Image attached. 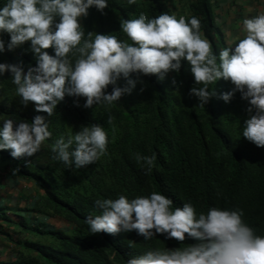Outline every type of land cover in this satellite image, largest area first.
<instances>
[{"label":"clouds","instance_id":"obj_1","mask_svg":"<svg viewBox=\"0 0 264 264\" xmlns=\"http://www.w3.org/2000/svg\"><path fill=\"white\" fill-rule=\"evenodd\" d=\"M218 1L224 5L223 9L214 4L212 8L229 46L218 55L202 33L201 21L195 15L186 18L187 14L178 17L162 12L149 18L141 12L136 18L123 19L121 27L132 41L129 43L116 35L97 32L94 39H82L85 33L79 18L87 16L93 6L103 11L109 0H6L3 3L0 33L10 35L7 50L30 41L36 64L0 62V75L10 72L13 83L7 90L0 88V169L24 179L23 206L15 212L6 210L14 224L0 232V238L12 245L9 258L0 264L67 262L66 251H55L51 238L40 233L59 231L74 238L75 225L71 222L72 228L64 220L46 215L43 206L37 205L45 195L44 190L33 179L19 176L15 167L38 155L42 143L52 136L47 118L70 96L85 97L86 108L111 104L136 87L140 74H157L158 79L164 80L170 72H179L182 62L187 60L195 80L190 95L205 105L216 95L215 88L209 89L210 84L226 85L231 80L234 86L229 91L224 89L220 96L225 102L234 96L236 105L243 106L239 112L241 139L244 143L248 139L258 147L264 146V8L260 12L264 0ZM127 2L135 4L136 0ZM238 5L247 6L249 15L237 23L242 34L230 45L228 35L233 38V34L227 33L231 30L230 25H225L226 17L230 12L238 13L233 9ZM92 35L89 31L88 36ZM5 50L6 42L0 38V52ZM133 73L137 78H133ZM121 77L126 79L123 85L119 83ZM172 83L176 84L175 78ZM30 101L34 103L28 104ZM6 108L14 113L6 112ZM29 109L43 115L34 116ZM112 119L109 115V122ZM108 144L105 128L91 124L81 126L67 139L61 136L52 148L55 159L79 169L105 155ZM136 158L145 161L151 170L154 155L138 153ZM32 190L36 199L30 197ZM95 203L100 214L86 217L91 233L136 230L145 240L159 233L178 241H184L187 234L197 241L185 247L149 249L127 259L126 264H264V235L256 234L245 221L243 209L211 207L206 213H198L191 202L180 206L179 198L172 200L157 191L131 199L121 194ZM25 218L30 222V230H26ZM19 223L25 231L19 230ZM22 240L26 241L24 245L20 243ZM59 256L65 261H58Z\"/></svg>","mask_w":264,"mask_h":264},{"label":"trees","instance_id":"obj_2","mask_svg":"<svg viewBox=\"0 0 264 264\" xmlns=\"http://www.w3.org/2000/svg\"><path fill=\"white\" fill-rule=\"evenodd\" d=\"M5 2L0 0V7ZM212 6V0H136L135 4L109 0L103 11L94 6L89 9L82 22L85 33L82 39H94L97 32L116 35L131 43L121 27L123 19L136 18L141 12L149 18L162 12L178 17L187 14L186 18L195 15L200 19L201 31L218 55L229 46ZM89 31L92 37L88 36ZM0 38L6 42L0 62L36 64L30 41L7 50L10 35L3 32ZM50 48L46 49L49 53ZM0 76L2 82L13 84L10 72ZM132 76L137 78L135 73ZM173 78L176 84L172 83ZM193 81L189 62L184 60L180 71L170 72L164 80L158 79L157 74H140L136 87L119 101L86 108L85 97L70 96L47 118L52 136L42 143L38 155L15 169L19 176L33 179L44 190L45 195L37 205L43 206L46 215L64 220L72 228L75 225L74 238L59 231L40 233L51 238L55 251H66V264H126L127 259L149 249L185 247L197 242L187 234L184 241H178L159 233L145 240L136 230L91 233L86 217L100 214L96 200L115 199L121 194L131 199L157 191L172 200L179 198L180 206L191 202L198 213H206L211 207L243 209L245 221L256 234L264 235V146L241 139L239 112L243 106L236 105L234 96L230 102L220 96L224 89L229 91L234 86L231 80L226 85L210 84L209 89L215 88L216 95L205 105L190 95ZM119 83L125 84L126 79L121 77ZM111 89L109 85L107 91ZM237 93L240 97V92ZM6 112L14 110L6 108ZM29 113L42 114L32 109ZM109 115L113 117L111 122ZM91 124H101L108 133L105 155L79 169L55 159L52 145L58 138L67 139L81 126ZM138 153L155 156L150 171L145 161L137 160ZM6 210L0 207V232L14 224ZM26 221V230H30V222ZM65 259L57 257L60 262Z\"/></svg>","mask_w":264,"mask_h":264},{"label":"crops","instance_id":"obj_3","mask_svg":"<svg viewBox=\"0 0 264 264\" xmlns=\"http://www.w3.org/2000/svg\"><path fill=\"white\" fill-rule=\"evenodd\" d=\"M212 2L217 8L221 7L220 9H223L224 5L222 3H219L218 0H212ZM233 9L238 11V13L230 12L228 17H226L227 19L225 25L226 27L230 25L231 33L234 34L233 38L235 39L242 34V28L239 26L236 27V24L239 21H243L244 17H248L249 9L245 5H238ZM87 16H82L79 18L81 25H83V19H85ZM10 85L11 83L9 81H5L0 84V88L7 90L9 89ZM23 180L21 178L13 176L5 169H0V207H6L11 212H15L23 206ZM30 197H34V199H36V193L33 192V190L31 191ZM0 241V261H7L10 255L9 248L12 244L10 242H7L2 236L0 238Z\"/></svg>","mask_w":264,"mask_h":264},{"label":"rangeland","instance_id":"obj_4","mask_svg":"<svg viewBox=\"0 0 264 264\" xmlns=\"http://www.w3.org/2000/svg\"><path fill=\"white\" fill-rule=\"evenodd\" d=\"M263 8H264V2H263V5H262V7H261V9H260V12L263 10ZM238 26V24H236V27ZM228 34H230L231 32H227ZM234 35V34H233ZM229 36V38H228V42H229V44L230 45H232L233 43H235V42H237V41H235V42H233V40H236V39H233V38H231V36L230 35H228ZM233 42V43H232ZM25 187L26 188H28V189H30V187L28 186V185H25ZM23 226H25V222L23 223ZM23 226H21V224L19 223V230H22V231H25L24 229V227Z\"/></svg>","mask_w":264,"mask_h":264}]
</instances>
